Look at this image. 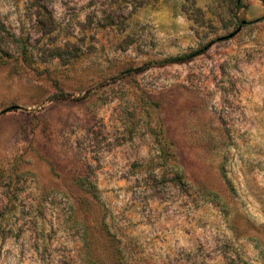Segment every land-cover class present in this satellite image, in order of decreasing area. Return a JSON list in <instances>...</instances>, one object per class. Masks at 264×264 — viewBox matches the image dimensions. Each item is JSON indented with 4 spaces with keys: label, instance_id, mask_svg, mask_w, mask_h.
<instances>
[{
    "label": "rangeland",
    "instance_id": "374dc122",
    "mask_svg": "<svg viewBox=\"0 0 264 264\" xmlns=\"http://www.w3.org/2000/svg\"><path fill=\"white\" fill-rule=\"evenodd\" d=\"M0 264H264L263 0H0Z\"/></svg>",
    "mask_w": 264,
    "mask_h": 264
},
{
    "label": "trees",
    "instance_id": "16d2710c",
    "mask_svg": "<svg viewBox=\"0 0 264 264\" xmlns=\"http://www.w3.org/2000/svg\"><path fill=\"white\" fill-rule=\"evenodd\" d=\"M175 60H180V59H183V57H179V58H174Z\"/></svg>",
    "mask_w": 264,
    "mask_h": 264
},
{
    "label": "water",
    "instance_id": "95a60500",
    "mask_svg": "<svg viewBox=\"0 0 264 264\" xmlns=\"http://www.w3.org/2000/svg\"><path fill=\"white\" fill-rule=\"evenodd\" d=\"M263 2H264V0H263Z\"/></svg>",
    "mask_w": 264,
    "mask_h": 264
}]
</instances>
